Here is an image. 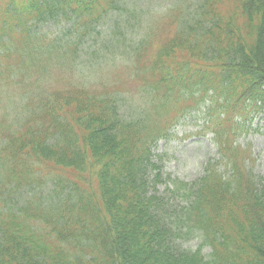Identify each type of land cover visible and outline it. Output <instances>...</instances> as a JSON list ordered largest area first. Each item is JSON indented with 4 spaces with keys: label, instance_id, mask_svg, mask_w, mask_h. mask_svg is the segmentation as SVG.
<instances>
[{
    "label": "trees",
    "instance_id": "obj_1",
    "mask_svg": "<svg viewBox=\"0 0 264 264\" xmlns=\"http://www.w3.org/2000/svg\"><path fill=\"white\" fill-rule=\"evenodd\" d=\"M138 2L0 0V85H23L31 73L37 92L48 65L70 73L91 48L86 38L99 34L97 42L104 33V53L131 50L124 70L146 102L133 115L118 85H82L75 77L72 86L30 93L28 116L16 129L0 123V191L31 187L42 177L36 165L51 170L56 198L43 207L72 224L66 243L79 237L89 251L37 254L39 237L24 219H38L39 211L31 212L32 201L22 207L0 196V211L18 218L0 222V264H264V178L239 167L251 156L233 139L264 108V0L175 3L154 30L147 23L157 11ZM50 23L67 28L56 31L66 41L55 48L39 33ZM199 108L218 158L196 181L169 178L159 193L162 163L152 147ZM32 193L33 202L42 199ZM195 235L202 239L197 250H179Z\"/></svg>",
    "mask_w": 264,
    "mask_h": 264
},
{
    "label": "rangeland",
    "instance_id": "obj_2",
    "mask_svg": "<svg viewBox=\"0 0 264 264\" xmlns=\"http://www.w3.org/2000/svg\"><path fill=\"white\" fill-rule=\"evenodd\" d=\"M189 2L190 4H193L196 0H141V2H138L136 5L139 8L143 7L147 10L150 9L157 11L154 19L147 23H151L154 30L157 25L161 26L163 24L164 21L161 20V17L169 12L166 11L167 9H172V5L175 3L189 4ZM192 8L194 9V12L197 9L196 5H193ZM186 13L187 14L183 15V19L189 22L191 20L190 15L193 13L191 10H187ZM56 27V25L50 23L44 24L39 29V33L46 35L50 42L53 41L54 48L57 43L59 46L66 41L65 37L62 36L65 32L59 37L56 36L58 33L56 31H62V29L67 30L66 26L62 25L58 28ZM101 28L104 29L105 25ZM106 33L109 34V32ZM135 33L139 34V32ZM146 33L147 31H145L144 35ZM97 35L86 38V41L90 44L91 48H89V52L88 49L86 50L87 54L82 55L75 65H72V74L71 72L68 74L63 73L64 71H62L60 66L55 67L52 65L51 67V65H48L50 68L49 73H40V79L37 83V92L40 93L43 91L46 93L50 89H53V87L58 86V88H60L61 86H64V84L72 86L74 84L73 79H75V77L79 79V82L82 85L90 84V82L92 84L105 83L108 85L112 84L113 86L118 85L116 88L118 90L125 91L124 93L127 95L124 101L126 110L135 115L138 111H142L143 108L146 107V102L143 97L141 101L140 92L135 90L133 91L134 87L130 80V78H132L130 70H124L130 63L132 52L130 49H121L125 52L121 57L104 53L102 50H106V47H102V45L107 43L109 35L102 33L96 42ZM54 39L56 40L55 42ZM85 47L88 48L87 45H85ZM92 55H95L96 58ZM29 67L30 64L26 65L28 71ZM56 75H64V78L61 79ZM31 76V73L24 76L25 79L23 85H0V123L4 121V126L8 127L11 125L12 129H16L17 126L23 122V120H26L25 118L28 116V112L25 104L31 97L29 94L31 93L33 95H37V92L33 90V86H36V84L32 83L33 79ZM29 85H31V88L28 89ZM31 102L35 107V103L32 100ZM126 110L123 109V111ZM205 122L207 121L204 111L200 108L195 109L179 118L177 125L171 130L169 138L161 139L152 147L154 148L153 160L160 163V165L162 163L160 168L161 184L157 186L159 193L166 185L171 184L169 178L173 179V177H176L180 178L179 180L181 181L189 183L196 181L198 177L204 174L207 163L218 158L216 154L217 146H215L216 144L213 134L210 131L205 130ZM233 139L235 141V145L249 150L251 156L247 160L248 162H244L242 160L239 167L248 171L256 178H264V108L260 112L253 114L252 122L250 123L248 130H239L238 134H236V137ZM49 172L52 173L51 170L43 169L41 165H36L34 168V175L42 177H34V181H37L33 183L31 187H25V190L22 193H20L21 190L16 193H11V191V195L8 192L3 193L0 191V196L3 200L10 199V203L12 202L22 207H25L28 203V201L25 200H29L30 202L32 201L30 203L31 212L35 213L36 211H39L41 216L38 217V219L35 218L28 220L27 216H25L24 219V223L29 221L32 225V228L29 229V233H34L39 237L37 241L34 240V242H37L41 248L40 251L36 252L37 254H44L45 252L48 255V253L58 251L63 256L72 258L71 256L75 254L74 251L87 253L89 251H82L83 244L80 243L79 237H75V240L71 243H66V238L64 236L71 231L69 228L72 224L63 220L64 216L62 217V213H60L58 209L48 211L47 207H43L44 199L53 198L55 200L56 198V194L53 191L55 189L54 184L51 181L52 176H49ZM258 185L259 181L257 182L256 187ZM87 187L89 188L90 184H88ZM33 190L34 194L40 196L42 199L38 198L37 202H33V200L30 199L33 194ZM44 201L46 202V200ZM6 211L8 210L0 211L2 212L0 213V222L9 224L16 223L18 218H15L14 216L10 217V214L5 213ZM49 213L50 215H48ZM13 218H15L14 222L11 223L10 220ZM63 223H65L64 227L62 226ZM201 243V237L195 235L191 238L190 242H187V244H179V250L195 251ZM202 255L204 261H210L208 248H203Z\"/></svg>",
    "mask_w": 264,
    "mask_h": 264
}]
</instances>
